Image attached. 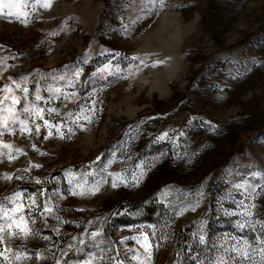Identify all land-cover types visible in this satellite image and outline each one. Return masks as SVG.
<instances>
[{"label": "rangeland", "instance_id": "rangeland-1", "mask_svg": "<svg viewBox=\"0 0 264 264\" xmlns=\"http://www.w3.org/2000/svg\"><path fill=\"white\" fill-rule=\"evenodd\" d=\"M15 2L28 15L0 12V89L12 87L21 114L26 95L44 97L40 105L60 113L45 118L63 121L65 138L53 129L45 140L43 126L39 135L33 126L30 137L18 127L0 136L14 156L9 161V149L0 147V225L15 192L41 204L48 199L60 217L32 213V223L26 213L34 234H5L0 252L7 247L8 260L0 264H55L54 257L77 264L91 245L78 252L83 246L73 238L87 242L97 230L101 247L112 249L106 262L119 252L124 264H195L197 257L200 264L220 257L234 264L241 257L225 250L236 237L250 242L242 264H264V0ZM45 2L51 7H40ZM78 69L75 86L66 88L61 77ZM56 88L77 95L49 99ZM101 169L113 176L99 192L69 194L82 173ZM237 184L262 187L253 201ZM241 200L249 210L256 205L243 231L234 214L244 211ZM17 251L29 258L16 260Z\"/></svg>", "mask_w": 264, "mask_h": 264}, {"label": "snow or ice", "instance_id": "snow-or-ice-1", "mask_svg": "<svg viewBox=\"0 0 264 264\" xmlns=\"http://www.w3.org/2000/svg\"><path fill=\"white\" fill-rule=\"evenodd\" d=\"M35 8L36 5H33ZM40 7H43L45 9L50 8L51 4L50 2H45L40 5ZM4 9H7V15L9 17L11 16H16L17 18L20 17H26L28 14L25 12L20 11V6L15 2V0H0V12H2ZM22 23L27 26V20L23 19L21 21ZM135 59V58H134ZM82 69L76 70L74 73H72L71 76H69L67 73L64 74L61 79L67 81L65 87L70 88L75 86V80L81 75ZM16 88L20 89L23 93L29 94V89L27 87H23L20 83H16ZM0 91H3L7 95H4L2 98H0V136H3L4 134H11L15 135L17 127L19 128V132L21 135L27 134L29 137L33 133V126L35 133L39 135L41 131V127L43 126L45 129H47V135L44 137L45 140H48L49 138L53 137V129H55V133L59 136V138L64 139V132H63V121L59 122H53L50 119L45 118V114L47 116L51 117L53 114L56 116H59L60 113L56 108H46L42 107L40 105V102L44 101L47 103V101L44 100V97H42L40 94H36L35 97L31 100L27 98V95L25 96L26 103L23 106V112L22 114L17 111V109L14 106L20 105L21 100L15 95H12L13 89L10 85L5 84L3 89H0ZM77 93L72 92V93H67L61 88H56L53 90L49 96V99L52 97H56L57 99L60 96H63L65 100L69 99L70 96L74 97L76 96ZM11 97V98H10ZM10 99V103L9 102ZM7 103V106L5 107ZM35 117V119H33ZM79 119V117H77ZM85 119H89L85 117ZM32 121L30 124L29 121ZM36 120L43 121V125L36 123ZM68 132L71 133L72 129L69 128ZM167 135V134H165ZM163 137H161L162 139ZM0 147L9 149L8 152V157L9 161H11L14 156H13V145L11 143H4L3 141H0ZM33 150L36 151L35 145L32 146ZM16 154H26L23 152L22 149H15L14 150ZM41 155H46V153L41 152ZM111 163V162H109ZM108 165H105L104 167H107ZM40 165H35L32 164L30 165V168H40ZM29 169H26L25 171H28ZM91 175L93 177V182L91 185H89V182L87 179H84V177H87ZM116 176H119L120 174H115ZM256 176H260V173H255ZM99 176V180H96L95 177ZM107 176H113L112 173H107L105 174L103 169H101L98 172L94 173H82L81 178L76 179L74 181V187H70L68 192L72 196H89V195H95L97 192L100 191L101 185L106 184L107 181ZM5 179L11 180L13 177L11 175L5 174ZM16 179H23V177L17 176L15 177ZM262 180H264V176L260 177ZM135 180V177H134ZM121 182H124L123 180ZM37 184L43 183L39 179L35 181ZM69 183L73 184V180L69 179ZM138 183V181H137ZM119 184L117 183L115 177L112 180L111 187L112 188H117ZM127 186V184H125ZM262 187L261 185H256L255 187H252L251 184H237L236 188H245V200L251 199L255 200V191L256 188ZM251 188L252 192L248 193L247 189ZM15 199L10 201L13 204V207L10 209H4L3 210V217H4V224L0 225V243H3L5 240V234H9L12 237H15L17 235V231L19 233H22V238H27L30 234H34L33 230L29 226L26 220V213L28 214V219H32V223H35V219L32 218V213H39L40 216H42L45 220H47L48 216H53L58 222H60V217L59 215L56 214L54 211V205H51L48 202V199H45V201L41 204L37 197L35 195H29L25 197V194L23 192H15L12 194ZM27 199L28 203L25 204L24 200ZM238 207H241L244 209L241 213H234L235 215H238L242 218V221H238L237 223V228L240 231H243L246 227L249 226L250 223L253 222L254 220V215L253 211L256 207L255 203L251 204V210H249V205L244 203V200H241L240 204ZM42 209V211H41ZM62 211V210H61ZM11 213V214H10ZM47 214V215H45ZM63 223H69L68 221H63ZM261 228L264 229V224L261 225ZM8 230H12L10 233H8ZM56 231L58 232L59 229L57 228ZM88 241L86 242L85 239L82 238H76L74 237L73 239H78V242L80 245L83 246V248H78V252L84 251V249H87L89 244L91 245V249H98V251H93L89 249L86 253V258H83L77 262V264H124V261L120 260L119 257V252L116 253L114 256H109L107 262L105 261V256L107 252H111L112 249L108 248L105 249L104 247H101L103 241L100 240L101 233L99 230L97 231H92L91 233L88 234ZM47 239V237H46ZM124 239H127L125 237ZM233 240H235V243L231 245L230 249H226L225 252H235L241 257L240 262H235L234 264H242V260L246 259L248 257V251L247 248L250 247V242L248 240H243L241 241L240 238L233 237ZM145 240H147V237H145ZM99 241V242H98ZM124 241L121 240V243ZM199 242L201 244H205V236L200 235L199 236ZM260 244L264 245V240L259 241ZM139 243V241H137ZM241 244L243 245L241 247ZM72 245H69V250L72 249ZM145 250L147 251L149 245L145 244L144 245ZM8 249L7 247L5 248L4 252H0V257H3L5 260H8V257L5 255V252H7ZM129 252L132 250L129 249ZM262 255H264V248L261 249ZM63 255H67V253H62ZM16 260H20L22 257L25 259H28L25 252L22 251H17L15 253ZM150 257V254H149ZM127 259V256L125 257ZM132 259H138L136 255H133ZM229 259H233L232 257H229ZM55 264H61L59 259H56L54 257ZM65 264L67 262L65 261ZM140 264H144V262H140ZM195 264H200L199 258L197 257ZM217 264H225L224 258L220 257L217 260Z\"/></svg>", "mask_w": 264, "mask_h": 264}]
</instances>
